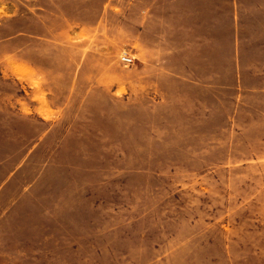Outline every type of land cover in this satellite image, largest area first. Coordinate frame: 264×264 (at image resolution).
Masks as SVG:
<instances>
[{
  "label": "rangeland",
  "instance_id": "obj_1",
  "mask_svg": "<svg viewBox=\"0 0 264 264\" xmlns=\"http://www.w3.org/2000/svg\"><path fill=\"white\" fill-rule=\"evenodd\" d=\"M146 1L0 0V264H264V24Z\"/></svg>",
  "mask_w": 264,
  "mask_h": 264
},
{
  "label": "crops",
  "instance_id": "obj_2",
  "mask_svg": "<svg viewBox=\"0 0 264 264\" xmlns=\"http://www.w3.org/2000/svg\"><path fill=\"white\" fill-rule=\"evenodd\" d=\"M147 2L145 15L141 10L139 20L137 16V44L140 45H151L155 33L154 0ZM239 3L254 10L247 9L240 14ZM223 8L229 11V23L234 24L235 29L238 24H264V0H166V4L160 6L157 22L166 24L168 30L181 38L183 45H195L198 50L207 43L215 45L216 39H221Z\"/></svg>",
  "mask_w": 264,
  "mask_h": 264
},
{
  "label": "built area",
  "instance_id": "obj_3",
  "mask_svg": "<svg viewBox=\"0 0 264 264\" xmlns=\"http://www.w3.org/2000/svg\"><path fill=\"white\" fill-rule=\"evenodd\" d=\"M120 58L125 63H131L134 60V55L127 49L122 50Z\"/></svg>",
  "mask_w": 264,
  "mask_h": 264
}]
</instances>
